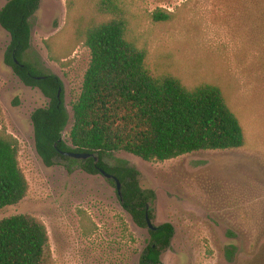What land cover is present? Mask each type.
<instances>
[{
	"label": "rangeland",
	"instance_id": "374dc122",
	"mask_svg": "<svg viewBox=\"0 0 264 264\" xmlns=\"http://www.w3.org/2000/svg\"><path fill=\"white\" fill-rule=\"evenodd\" d=\"M8 0H0V9ZM99 0H41L31 18L25 60L63 80L70 115L91 62L82 34L109 15ZM129 26L147 49L154 74L173 73L189 85L220 86L247 136L237 149L200 150L148 161L125 150L105 157L128 161L140 185L153 191V224L171 222L175 234L164 264H264V0H123ZM171 19L154 22L157 9ZM80 18V19H79ZM11 35L0 25V130L19 140L26 197L0 209V220L28 214L50 237V264H140L151 242L122 206L116 185L60 160L47 166L37 152L32 113L50 99L25 85L5 62Z\"/></svg>",
	"mask_w": 264,
	"mask_h": 264
},
{
	"label": "trees",
	"instance_id": "16d2710c",
	"mask_svg": "<svg viewBox=\"0 0 264 264\" xmlns=\"http://www.w3.org/2000/svg\"><path fill=\"white\" fill-rule=\"evenodd\" d=\"M40 4L41 0H8L0 9V25L11 35L5 62L25 85L39 88L50 99L31 116L36 149L47 166L63 160L90 174H102L104 169L122 183V206L139 226L148 227L147 206L154 192L141 187L135 166L125 160L111 165L105 161L107 155L125 150L144 160L165 161L200 150L246 145L242 122L220 86L208 81L189 85L170 72L152 73L147 49L129 26L123 0H99L98 11L109 18L92 23L82 34L91 62L73 104L69 145L63 134L70 120L63 80L25 60L32 42L30 20ZM152 19L170 20L171 12L159 8ZM62 151L93 156L78 160ZM109 180L116 185L115 180ZM28 191L29 182L19 161V140L2 129L0 209L19 203ZM148 213L152 220L151 208ZM150 234L140 264H164L161 256L171 246L175 228L165 222L150 229ZM50 258L49 232L42 220L28 214L0 220V264H50Z\"/></svg>",
	"mask_w": 264,
	"mask_h": 264
},
{
	"label": "water",
	"instance_id": "95a60500",
	"mask_svg": "<svg viewBox=\"0 0 264 264\" xmlns=\"http://www.w3.org/2000/svg\"><path fill=\"white\" fill-rule=\"evenodd\" d=\"M59 97H60V94H59ZM61 153L63 155H65V156H69V157H72V158H75V159H78V160H81V159L85 160V159H88V158L93 156L90 153L76 152V151H62ZM94 158H95V161L97 162L98 161V157L94 156ZM101 173L106 178L115 180L118 195H119V197H121V195H122V183H121V181L117 177H115V176L109 174L108 172H106L104 169H101ZM149 209H150V206H147V214H146L147 224H148V227L150 229L155 230L156 226L153 224V222H152V220H151V218L149 216V213H148Z\"/></svg>",
	"mask_w": 264,
	"mask_h": 264
}]
</instances>
